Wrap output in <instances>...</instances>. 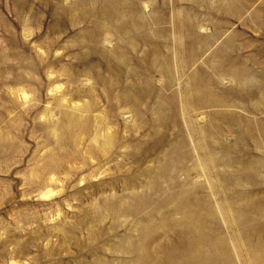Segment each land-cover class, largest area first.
<instances>
[{
    "label": "rangeland",
    "instance_id": "374dc122",
    "mask_svg": "<svg viewBox=\"0 0 264 264\" xmlns=\"http://www.w3.org/2000/svg\"><path fill=\"white\" fill-rule=\"evenodd\" d=\"M0 264H264V0H0Z\"/></svg>",
    "mask_w": 264,
    "mask_h": 264
}]
</instances>
